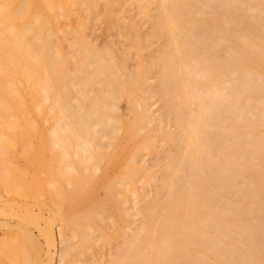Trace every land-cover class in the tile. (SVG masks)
Returning a JSON list of instances; mask_svg holds the SVG:
<instances>
[{
    "label": "bare ground",
    "instance_id": "obj_1",
    "mask_svg": "<svg viewBox=\"0 0 264 264\" xmlns=\"http://www.w3.org/2000/svg\"><path fill=\"white\" fill-rule=\"evenodd\" d=\"M13 1L0 4V183L20 225L0 241V264H41L44 248L28 228L45 217L30 206L19 215L21 197L52 213L42 228L35 225L46 238L47 264L56 219L63 223L60 264H75L84 248L121 230L125 191L149 171L138 154L156 148L162 128L143 93L151 64L141 52L159 37L165 42L151 63L177 133L162 132L169 150L161 184L110 264H264V130H246L264 123V0H136L152 27L145 38L130 24L139 54L134 70L128 52L90 39L88 20L67 30V49L59 41L60 15L91 14L101 1L105 14L118 13L124 0H21L17 8ZM122 101L130 119L118 114ZM48 116L57 121L52 135L43 126ZM124 145L122 163L116 159ZM114 159L120 174H95ZM32 164L44 178L28 177ZM146 172L145 184L158 178Z\"/></svg>",
    "mask_w": 264,
    "mask_h": 264
},
{
    "label": "rangeland",
    "instance_id": "obj_2",
    "mask_svg": "<svg viewBox=\"0 0 264 264\" xmlns=\"http://www.w3.org/2000/svg\"><path fill=\"white\" fill-rule=\"evenodd\" d=\"M20 1L21 0L13 1V5L15 8H17L19 4H21L23 1L36 3L35 0L34 1L33 0H22L21 3ZM5 3H8V0H0L1 5H4ZM106 8H108V4L105 1H101L100 6L98 8H95L91 14L84 12L82 9H77L75 13L73 14V16L65 15V14L60 15L59 18L57 19L59 25L61 26L60 33H59V41L61 40L64 47L67 49L70 44V41L67 39L69 38V35L67 34V30L72 26H78L79 22L82 19L88 20L86 31L90 39H92L94 42H97L103 47H106V48L113 47L114 49L118 50L120 53L128 52L130 55V59L128 62L129 68L131 70L137 69V65L139 61V54L134 44L135 43V31L132 30V28L130 27V24L132 21H135L137 23V26L139 27L140 33H143V36L146 38V32H148L152 27L151 18L143 17L140 14L141 8H139L138 3H136V0H124L118 13L117 12L111 13V11L109 10L105 14L104 12ZM154 13L155 11H153L151 14H154ZM122 18L124 19V21ZM1 37L2 35H0V41H1ZM164 42H165L164 37L153 38L150 42L145 41L144 46L141 50L142 57L145 60V62L148 63V66L150 64L152 65V66L151 65L149 66L148 75H146V79L143 84V88H144L143 93H145V95L147 96V102L150 106V110L154 114V116L158 118L157 123H161L162 128L157 131L156 148L153 149L152 151L142 150L138 154L137 162H138V165H141L142 168L146 167V169L149 170V171L147 170L148 172L145 171L146 173L149 174V172H151L150 174L153 173V175H155L156 177L158 176V178L156 180L152 179L153 181L150 180L152 183L149 182L145 184V181L148 182V180L144 179L146 178L145 172H143L144 169L137 175L134 186L131 185L129 187L133 189H130L131 191L129 190L128 192L125 191V193H127L128 195V198H127V203H125V206H124V212H125L124 214H126L124 217L125 222H122V224L120 223L121 230L116 232L115 238H113L111 241L107 243L101 240L95 243L94 247L92 248L91 247L84 248L83 254L79 253L77 255L76 258L78 259V262H76L75 264H110V261H112L115 258V256H118V254L120 253L119 251L123 247V243L129 237L131 238V236H134L133 234H135L136 230L140 227L139 225L142 221L141 219L142 215L140 214V207L146 203V200H150L151 198L155 196L156 188L161 184L160 177H161L162 168H163L162 163L164 161V155L169 150V146L166 145L163 140L162 132L167 131L173 134L177 133V127H175V125L173 124V120L171 119V117L170 118L165 117L164 101L158 91V87H159L158 68L159 67L157 65H154L157 67H153V64L151 63L152 58L159 53V50L163 46ZM16 77L14 79L16 80L18 79L17 81H20L19 75H17ZM123 102L125 103V101H122L119 104L120 105L119 110L121 111H119L118 114H120L125 119H130L132 117V114H130V111L127 105H124ZM46 105L47 107H50L51 102L48 101ZM46 118L47 119L44 122L43 126H45V129L48 135H52V130L54 126H57V121L55 118L50 117V116ZM161 119L163 121H161ZM246 130L249 133L250 132L253 133L254 131H259L260 133H262V131L264 130V123H261V125L257 127V129L253 128L252 126H247ZM54 139L58 140L57 138H54ZM130 143H128L127 145L125 142H123V144L127 145L126 146L127 148L128 146L129 147L132 146L131 145L132 143L131 144ZM59 145L60 144H57V143L52 144L55 150L57 151L63 150L61 149ZM125 145L121 147V151H119L120 154L117 155L119 158L116 156L117 157L116 161L118 160L119 162H121L123 160L122 163L125 161L124 157L126 156L124 155V152L127 151V149L126 150L124 149L126 148ZM67 159L69 161L72 160L71 156L70 158L68 157ZM67 159L65 161L69 162L67 161ZM114 161L112 164L110 162L109 164L108 162L104 161L103 163H107L109 165L108 166L104 165L105 166L104 169L101 168L99 170L98 169L94 170L95 174L96 173L98 175L103 174L101 176H104L105 178L106 176L107 178L108 177L110 178L112 177V175H116L118 171H119L118 173L120 174L121 172V168L119 166L120 164L119 162L117 163L116 161L115 162ZM22 163L24 162L22 161ZM103 163L101 164L102 166H103ZM116 164L119 166L118 169H117L118 166H116ZM69 168L72 170L71 166H69ZM28 170H29V173H28L29 178H32L33 175L36 173L40 174L43 178L45 177V173L42 171V169L37 164H32ZM109 174H111V176ZM1 180H2V177L0 175V182ZM45 182L47 181L45 180ZM152 184H155V186L154 185L151 186ZM50 186L51 188L53 187L52 185ZM127 195H124V196L127 197ZM17 200H18L17 201L18 207H16L17 208L16 210H18L19 215L24 213L25 206H30L31 209L35 212V214L41 213L40 212L41 210L43 216L45 217L43 219L44 221L42 220L39 221V224L38 223L31 224V225L28 224L29 225L28 230L30 233H32L33 236H35L36 240L38 238V241L41 244V246L39 245L40 248L41 249L42 247L44 248V250L42 249V251L40 252L42 254L41 255L39 254L38 256V258L42 259V260L39 259L41 264H47L48 257L46 256V253L48 252L49 248H48L47 242L45 241L46 240L45 236L40 235L41 233L38 227L39 225L41 226L45 225V219L51 217L52 213H50L51 211L48 210L49 207H43L42 209L39 208V205L37 204L36 200L32 197H21V198H18ZM11 202H13L12 196L1 186V183H0V208L5 207L6 203L8 204ZM4 209H5V214L4 212L0 213V241H7L10 238H12L14 234L17 232V230L19 229L18 226L20 225L17 222L19 221V219L17 220V216H15L12 213V211H10L11 212L10 213L7 206L1 210L4 211ZM258 221L260 223H263L264 225V215L263 214L259 216ZM62 224H63L62 221H59V219H56L53 222V229H54V233L56 236V241H55L54 248L51 247L50 249H51V253L55 254L53 256L54 264H60L61 251H62L61 249L64 248V244L61 242V235H60ZM35 225L38 227H36ZM39 228H42V227H39ZM72 234L73 233H71V235ZM72 241L75 242L76 244L77 243L79 244L78 237H74Z\"/></svg>",
    "mask_w": 264,
    "mask_h": 264
}]
</instances>
